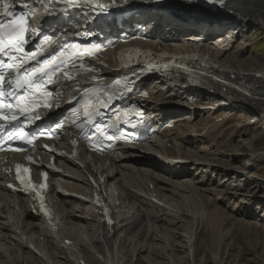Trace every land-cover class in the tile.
<instances>
[{
	"label": "bare ground",
	"instance_id": "6f19581e",
	"mask_svg": "<svg viewBox=\"0 0 264 264\" xmlns=\"http://www.w3.org/2000/svg\"><path fill=\"white\" fill-rule=\"evenodd\" d=\"M22 1L12 0V3ZM226 5L225 12L236 15L238 26L255 20L264 28V0H227ZM147 15L141 18L152 17ZM164 15L171 19L173 32L183 30L179 42L161 44L156 39L134 43L153 50H159L162 45L169 52L188 54L192 58L200 55L192 52H203L212 58L211 66L234 73L235 79L247 77L264 91V69L253 73L252 69L242 68L241 63L231 64L237 61L238 52L226 50L236 42L232 34L237 27L228 28V33L223 31L218 37L212 38L208 33L207 40L196 43L193 39H200L196 36L201 32L193 33L194 21L182 19L178 25L171 16ZM217 25L208 23L206 27L216 30ZM225 32L230 36L224 40L220 36ZM216 38L218 45L227 47L225 51L234 60L224 67L219 65L221 56H216L218 47L212 41ZM123 49L121 46L120 51ZM104 60L109 67H101V73L113 74L118 65L117 52H106ZM152 93L154 101L149 102L147 108L159 120L170 119L174 123L172 127H165L153 135L140 145V150L123 145L117 156L85 157L103 175L101 189L113 210L111 233L104 231L97 222L94 208L74 196L88 194L81 169L65 166L61 175L54 174L56 188L49 200L55 214L49 220H33L28 201L19 198L16 203V198L3 190L5 175L0 167V264H186V258L194 261L193 257L198 254L202 231L209 239L204 254L217 263L222 261V253L229 254L236 248V240L240 238L238 226L250 228L258 222L264 228V211L260 206L264 198L245 186L250 177H258V172L252 173L248 166L245 169L229 166L241 158L243 151L240 145L230 150L221 143L227 130L225 123L233 113L230 111L257 107L255 122L257 118L264 119V100L240 95L221 105L222 102L210 99L212 106L221 105L218 108L230 114L214 122H203L199 111L207 114L209 111L203 102L196 99L186 102L161 86ZM210 117L208 114L207 118ZM173 153L188 158L189 163L176 166L166 163ZM262 153L251 152L250 165ZM20 157L17 153L12 156L13 159ZM223 166L238 171L234 173ZM196 181H200V185ZM6 202L12 203L8 210L4 206ZM241 214L258 216L259 221L248 224L237 218ZM226 249L229 251L225 252Z\"/></svg>",
	"mask_w": 264,
	"mask_h": 264
},
{
	"label": "rangeland",
	"instance_id": "374dc122",
	"mask_svg": "<svg viewBox=\"0 0 264 264\" xmlns=\"http://www.w3.org/2000/svg\"><path fill=\"white\" fill-rule=\"evenodd\" d=\"M234 40L236 42H234V44L226 51H237L238 56L235 55L236 59L238 58L237 61H234L232 58H230V55L228 54L229 52L227 53L225 51L227 47H224L222 48L223 50H218V52H216L217 50L215 51L217 54L216 56H221L219 58L221 60L219 65L222 66L223 64L224 67V64L234 61L231 63L232 65L238 66L241 63L240 66L242 68L252 69L253 73L263 70L264 28L262 27L261 23L255 20L252 23H245V25H243V27L238 31V34ZM224 53L228 55H224ZM253 108L254 110L238 109L235 111H230L233 113L229 115V118L225 123L227 130L225 129L226 134L224 135L221 143H223L224 147L226 144L228 147L227 149L230 150L237 148L235 146L236 144L237 146L240 145L241 150L243 151V155L240 156V159H236V161H232L231 164H229V166H234L237 169H240L241 167L245 169L249 163L251 164V159L248 163L249 158H251L253 155L251 154L250 156L251 152H254V154L264 152V119L257 118V120L254 122L253 120L256 117L257 112H259V109L257 107ZM199 112L202 116V119H204L203 122H213L218 117H222L223 115V117H225L227 114H230L229 111L222 109L220 111L219 109L218 112L208 111V114H210L211 117L207 118V113H204V111ZM261 155H263V153ZM223 167L226 168L225 166ZM249 167L252 173H256L255 171L258 172V177H250V181H248V183L246 182L245 186L248 185L252 191H256V194H261L259 197L262 196L264 198V157L254 160L253 164ZM226 169L231 170L234 173H237L238 171L231 168ZM199 182L200 181H196V183L200 185ZM224 187L225 186H222V188ZM261 204L262 205L260 206L263 207L262 210L264 211V203ZM237 218L248 224L251 223V221H259L258 216L251 217V215L244 216L241 214L238 215ZM258 224V222L251 224L252 227L250 228L238 226L239 232L237 234L240 238H237L236 240V248L234 247V250L232 249L231 251L226 249L225 252L229 251V254L222 253V261L219 260L220 262L218 261L217 263L212 260L211 256L204 254L205 248L209 245V239L206 233L202 231L201 235L203 237L201 236L199 239L198 254L195 258L193 257V259H195L194 261H192L191 257L187 256L188 258H186V264H264V228H261V226Z\"/></svg>",
	"mask_w": 264,
	"mask_h": 264
},
{
	"label": "snow or ice",
	"instance_id": "6c2138e0",
	"mask_svg": "<svg viewBox=\"0 0 264 264\" xmlns=\"http://www.w3.org/2000/svg\"><path fill=\"white\" fill-rule=\"evenodd\" d=\"M219 2L223 3V0H219ZM89 3H96L101 11L106 10V5L99 3L98 0H89ZM0 4L3 5V10L0 11V17H3V19H0V56L7 57L8 61L0 59V121L7 120L8 124L12 125L20 116H24L26 122L31 119H39L41 113L36 109L51 107V103L45 99V97L51 96V93L46 89V85L52 83V77L59 71V67H50L45 70L43 66L51 65L50 60L42 61L36 67H25V58L36 59L34 52H28L24 48L28 25L27 15L24 12L15 13L12 10V0H0ZM50 40L51 37H44V41ZM20 53H23V55H19ZM52 59H55V57ZM5 68L15 72V76L8 81H6L3 73ZM6 83L10 89L8 91L4 90ZM6 98H11V100L5 102ZM5 109L8 110L9 115H5ZM85 114L91 115L88 112L87 105H85ZM59 126L60 124H57V127ZM96 127L99 130L102 126L96 124ZM5 128L6 126L0 123V133L5 131ZM7 131L8 136L13 139H21L28 135L18 126L10 127ZM39 134L43 135L44 132L41 131ZM34 138L35 134L33 135ZM108 138L112 139L111 136ZM0 139H3L2 135H0ZM31 142V140H28V143ZM14 150L19 151L20 149Z\"/></svg>",
	"mask_w": 264,
	"mask_h": 264
},
{
	"label": "trees",
	"instance_id": "16d2710c",
	"mask_svg": "<svg viewBox=\"0 0 264 264\" xmlns=\"http://www.w3.org/2000/svg\"><path fill=\"white\" fill-rule=\"evenodd\" d=\"M185 110H192L190 107H184Z\"/></svg>",
	"mask_w": 264,
	"mask_h": 264
}]
</instances>
